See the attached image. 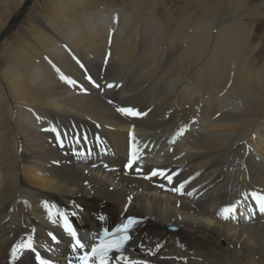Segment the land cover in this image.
I'll list each match as a JSON object with an SVG mask.
<instances>
[{
	"label": "bare ground",
	"instance_id": "bare-ground-1",
	"mask_svg": "<svg viewBox=\"0 0 264 264\" xmlns=\"http://www.w3.org/2000/svg\"><path fill=\"white\" fill-rule=\"evenodd\" d=\"M167 1L0 0V264H61L69 238L45 239L41 207L71 201L86 231L98 208L146 219L154 263L264 264V220L223 219L264 194L261 5L202 1L174 18ZM178 130L186 141L164 148ZM129 131L188 196L119 175Z\"/></svg>",
	"mask_w": 264,
	"mask_h": 264
},
{
	"label": "snow or ice",
	"instance_id": "snow-or-ice-1",
	"mask_svg": "<svg viewBox=\"0 0 264 264\" xmlns=\"http://www.w3.org/2000/svg\"><path fill=\"white\" fill-rule=\"evenodd\" d=\"M111 87V85H109ZM119 111L129 114V115H140L139 113L133 111L132 109H119ZM131 164H129V167ZM156 172H153V175H156ZM176 191H179V189H176ZM258 202L260 204V211L264 213V196H261L258 198ZM225 212H228V209L224 210ZM228 216H225V219H227ZM103 219V217H101ZM134 218H129L128 222L126 224L121 225L119 228L116 229L117 238L112 239L110 241L101 239L100 243L94 247L91 248L89 252H85V254L81 257V264H89V260L97 261L98 264H110L109 260L107 259L109 252H121L127 243V241L130 239V236L127 235L128 227L133 223ZM69 235L73 238L74 243L72 245L74 250H79L84 247V245L81 243V240L77 238V234L74 229H71L69 227H66L65 229ZM15 253V250H14ZM121 259L125 260V264H136L135 261H127L124 257H121ZM41 264H44L43 261H41Z\"/></svg>",
	"mask_w": 264,
	"mask_h": 264
},
{
	"label": "rangeland",
	"instance_id": "rangeland-1",
	"mask_svg": "<svg viewBox=\"0 0 264 264\" xmlns=\"http://www.w3.org/2000/svg\"><path fill=\"white\" fill-rule=\"evenodd\" d=\"M202 1L209 5V7H210L209 11H212V8H213L212 6L214 4H216L217 2H219V0H195L192 3V5L188 9H186V10H183V9L186 6L188 0H168L166 3L170 7L171 16L175 18V17H178L179 15H182L183 17H186L188 15L190 17L197 15L199 13L198 12V4L200 2H202ZM223 1L224 0H221L220 1L219 5H218V8H221L222 7ZM39 2L41 3L42 0H39ZM238 3H239L240 6L242 5L241 7L243 9H248V8L251 9V7L254 8V6L261 5L260 8H259L261 10L258 9L256 11L257 12V18H258V19H256V23L259 24V27L261 29L260 32L262 31L261 34H263V35H261L259 33L258 36H260V37L262 36V41H264V4H263L264 3V0H231L229 2L230 5L233 4L235 6H237ZM254 13H255V11H254ZM161 14H162V12L159 13V16L161 18H163V14L162 15ZM246 21H247V19H246ZM2 41H0V43ZM171 226H173V225H171Z\"/></svg>",
	"mask_w": 264,
	"mask_h": 264
}]
</instances>
